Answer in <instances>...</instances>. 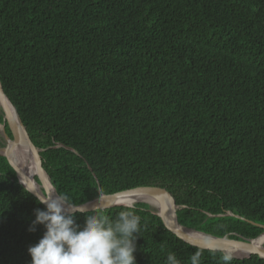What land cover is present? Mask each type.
<instances>
[{
  "label": "trees",
  "instance_id": "obj_1",
  "mask_svg": "<svg viewBox=\"0 0 264 264\" xmlns=\"http://www.w3.org/2000/svg\"><path fill=\"white\" fill-rule=\"evenodd\" d=\"M0 82L67 203L158 186L185 227L241 249L264 231V0H0ZM134 207L136 264H224ZM37 208L0 155V264H31Z\"/></svg>",
  "mask_w": 264,
  "mask_h": 264
},
{
  "label": "clouds",
  "instance_id": "obj_2",
  "mask_svg": "<svg viewBox=\"0 0 264 264\" xmlns=\"http://www.w3.org/2000/svg\"><path fill=\"white\" fill-rule=\"evenodd\" d=\"M37 199L45 208L34 210L35 220L29 230L35 231L36 225H43L46 231L28 248L31 264H136L134 253L141 218L132 202L123 203L124 210L114 219L97 209L87 214L81 227L67 214L66 195L45 189ZM201 255V250L192 253L191 264H200ZM232 258L230 253L222 256L224 264H229ZM166 264L181 262L174 252H169Z\"/></svg>",
  "mask_w": 264,
  "mask_h": 264
},
{
  "label": "water",
  "instance_id": "obj_3",
  "mask_svg": "<svg viewBox=\"0 0 264 264\" xmlns=\"http://www.w3.org/2000/svg\"><path fill=\"white\" fill-rule=\"evenodd\" d=\"M10 105L16 112V119L14 118L13 113L10 109ZM0 106L4 113V119L2 123L4 125V128L1 133L4 140V145L0 146V155L5 156L13 164L16 171L18 183L27 191L30 190L28 192L34 195L36 198L41 194L43 188L54 190L55 192H57L56 188L51 183L50 177L41 165V162L37 155L38 148H35V146L30 141L27 128L24 125L17 109L5 94L1 82ZM5 124H8V126L10 127L12 137L7 134ZM65 148L71 150L70 147L65 146ZM24 149L28 150L33 159V162L35 163L37 178L41 180L39 186L38 184H36L38 181L34 182L30 174L22 169L21 157ZM89 168L91 169L90 166ZM45 175L48 177L52 188H50L48 182L45 180ZM53 195H56V193H53ZM123 195L127 196L128 202H132L133 204L140 202L148 204L151 211L162 219L164 226L169 231L188 243L219 249L223 251V253H226V250H230L233 253L235 251H240V255L231 254L233 258L244 259L249 258L252 255H257L258 257L264 259V246L256 248L252 245L253 241L264 234V231L257 237L250 239L246 249H241L244 246L234 243L228 240L226 237H217L202 231L195 230L193 228L185 227L181 225L177 220L176 210L178 206L175 204L172 196L167 190L158 186H137L112 194H105L101 190H99L98 197L83 204L73 205L67 203V214L89 212L95 211L97 209L104 210L111 207L121 206L123 203L114 200L113 197H120ZM130 199L133 201H131ZM261 227L264 230V225H261ZM193 233L198 234V236H194Z\"/></svg>",
  "mask_w": 264,
  "mask_h": 264
},
{
  "label": "bare ground",
  "instance_id": "obj_4",
  "mask_svg": "<svg viewBox=\"0 0 264 264\" xmlns=\"http://www.w3.org/2000/svg\"><path fill=\"white\" fill-rule=\"evenodd\" d=\"M0 108H1V106H0ZM10 109H11V111H12V113H13L14 118L16 119V112L14 111V108H13L11 105H10ZM21 166H22V169H23L24 171H26V172H28V173L30 174V176H31V178L33 179V181L36 182L35 179H34V177H33V175H32V172H31V171H32L31 168H32V169H33V168L36 169V166H35V163L33 162V159H32V157H31V155L29 154V152H28L27 149H24V151L22 152ZM45 180L48 182L50 188H52V186H51V184H50V182H49V179H48V177H47L46 175H45ZM36 184H38V186L40 185L39 183H36ZM113 199H114V200H117V201H119V202H121V203L128 202V197L125 196V195L120 196V197L115 196V197H113ZM140 199H143V198H140ZM130 200H131V199H130ZM131 201H133V200H131ZM193 235H194V236H198V234H194V233H193ZM252 245H253L254 247H256V248H258V247H263V246H264V234H262V235H261L260 237H258L255 241H253V242H252ZM226 253H230V254H232V255H240V254H241L240 251H235V252L233 253V252L230 251V250H226Z\"/></svg>",
  "mask_w": 264,
  "mask_h": 264
},
{
  "label": "rangeland",
  "instance_id": "obj_5",
  "mask_svg": "<svg viewBox=\"0 0 264 264\" xmlns=\"http://www.w3.org/2000/svg\"><path fill=\"white\" fill-rule=\"evenodd\" d=\"M1 118L2 119L4 118V113H3L2 109L0 108V136H1L2 130L4 128V125L2 124L3 120H1ZM1 143L3 144V141H1ZM0 146H2V145H0Z\"/></svg>",
  "mask_w": 264,
  "mask_h": 264
}]
</instances>
